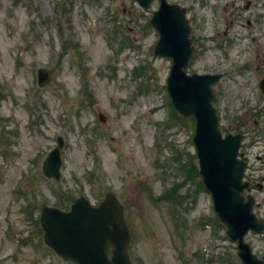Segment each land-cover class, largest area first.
Masks as SVG:
<instances>
[{
	"label": "rangeland",
	"instance_id": "374dc122",
	"mask_svg": "<svg viewBox=\"0 0 264 264\" xmlns=\"http://www.w3.org/2000/svg\"><path fill=\"white\" fill-rule=\"evenodd\" d=\"M167 1L187 9L186 71L220 74L219 126L242 135L243 177L264 218V0ZM157 6L0 0V264H72L43 243L40 207L80 195L95 205L105 192L123 205L133 264H241L201 182L192 122L167 119L170 59L153 54L149 24ZM37 68L50 72L43 85ZM58 136L55 180L41 164ZM171 186L178 203L160 196ZM245 240L264 259V232Z\"/></svg>",
	"mask_w": 264,
	"mask_h": 264
},
{
	"label": "water",
	"instance_id": "95a60500",
	"mask_svg": "<svg viewBox=\"0 0 264 264\" xmlns=\"http://www.w3.org/2000/svg\"><path fill=\"white\" fill-rule=\"evenodd\" d=\"M137 1L145 8L150 2ZM185 12L186 8L179 4L159 0V7L150 18L158 33L153 52L171 60L166 79L168 94L177 112L194 118L192 139L199 173L211 192L219 220L227 226L229 237L237 242V255L243 264H264L244 241L247 230H263L264 220L252 212L253 197L241 194L248 183L241 181L246 162L237 158L240 134L222 137L215 108L211 104L215 98L211 84L220 74H187L184 71L193 50ZM49 76L46 69H37L39 85L47 82ZM61 145L62 139L58 137L57 145L42 164L43 173L56 180L60 177ZM39 223L44 242L63 259L76 264H132L127 251L130 234L123 206L112 192H107L96 206L82 195L71 203L68 210L43 205Z\"/></svg>",
	"mask_w": 264,
	"mask_h": 264
},
{
	"label": "trees",
	"instance_id": "16d2710c",
	"mask_svg": "<svg viewBox=\"0 0 264 264\" xmlns=\"http://www.w3.org/2000/svg\"><path fill=\"white\" fill-rule=\"evenodd\" d=\"M169 115H170V121H177V119H180L181 117H179L176 112L173 110V108L170 106V112H169ZM193 171L195 172L194 168H193V165L191 163H189V166H188V169H187V177L189 175H193ZM186 177V178H187ZM185 178V179H186ZM176 188V187H175ZM173 194V199H172V202L173 203H178L180 200H181V195L180 193H177L176 190L173 188V189H169L168 191L166 190L162 195H161V198L165 197L167 194ZM57 204H59L60 206H64V202H58Z\"/></svg>",
	"mask_w": 264,
	"mask_h": 264
},
{
	"label": "bare ground",
	"instance_id": "6f19581e",
	"mask_svg": "<svg viewBox=\"0 0 264 264\" xmlns=\"http://www.w3.org/2000/svg\"><path fill=\"white\" fill-rule=\"evenodd\" d=\"M93 51H96V48L95 47L93 48Z\"/></svg>",
	"mask_w": 264,
	"mask_h": 264
}]
</instances>
